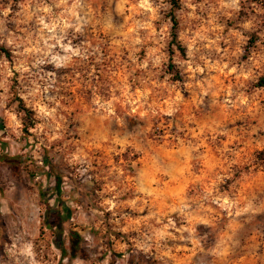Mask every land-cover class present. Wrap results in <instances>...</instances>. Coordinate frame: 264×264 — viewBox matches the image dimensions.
<instances>
[{"label": "rangeland", "instance_id": "rangeland-1", "mask_svg": "<svg viewBox=\"0 0 264 264\" xmlns=\"http://www.w3.org/2000/svg\"><path fill=\"white\" fill-rule=\"evenodd\" d=\"M178 1L0 0V264H264V0Z\"/></svg>", "mask_w": 264, "mask_h": 264}, {"label": "trees", "instance_id": "trees-1", "mask_svg": "<svg viewBox=\"0 0 264 264\" xmlns=\"http://www.w3.org/2000/svg\"><path fill=\"white\" fill-rule=\"evenodd\" d=\"M170 4H171V12H170V21L172 24V31H171V41H170V55L172 56L174 54V49L173 47L183 53V48L181 47L178 39H177V35H176V30L178 27V22L175 18L174 12L179 8V1L178 0H170ZM0 52L3 53L6 57H9V53L2 47H0ZM171 67V66H170ZM260 87H264V77L260 78L259 84ZM19 109L20 111L23 113V126H24V131H27L26 129L31 128L33 126V122L32 119L30 117V113L23 107L22 102H19ZM59 180L57 182V190L59 189ZM44 225L46 227H49L50 229L53 228L52 224L50 223L49 218H46V220L44 221ZM75 244V243H74ZM72 247H76V246H72Z\"/></svg>", "mask_w": 264, "mask_h": 264}, {"label": "clouds", "instance_id": "clouds-1", "mask_svg": "<svg viewBox=\"0 0 264 264\" xmlns=\"http://www.w3.org/2000/svg\"><path fill=\"white\" fill-rule=\"evenodd\" d=\"M133 103H135V101H133ZM221 206H224V203L221 204ZM165 255H167V253H165ZM187 259V257H185V260Z\"/></svg>", "mask_w": 264, "mask_h": 264}]
</instances>
